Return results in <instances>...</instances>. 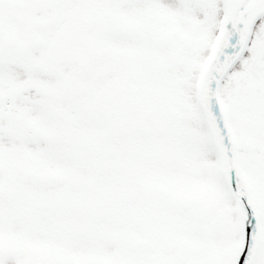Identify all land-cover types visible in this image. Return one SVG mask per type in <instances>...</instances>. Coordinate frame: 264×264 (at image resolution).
<instances>
[{
	"label": "snow or ice",
	"instance_id": "obj_1",
	"mask_svg": "<svg viewBox=\"0 0 264 264\" xmlns=\"http://www.w3.org/2000/svg\"><path fill=\"white\" fill-rule=\"evenodd\" d=\"M0 264H264V0H0Z\"/></svg>",
	"mask_w": 264,
	"mask_h": 264
}]
</instances>
